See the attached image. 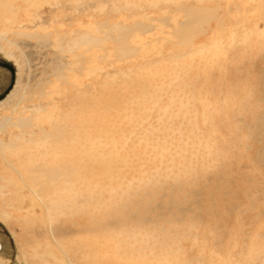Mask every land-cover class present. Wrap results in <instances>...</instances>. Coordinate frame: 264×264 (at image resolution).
Returning <instances> with one entry per match:
<instances>
[{
    "label": "rangeland",
    "instance_id": "374dc122",
    "mask_svg": "<svg viewBox=\"0 0 264 264\" xmlns=\"http://www.w3.org/2000/svg\"><path fill=\"white\" fill-rule=\"evenodd\" d=\"M34 1H12L13 15L0 14V62L14 70L8 95L17 83L26 104L15 111L43 109L34 131L69 134L46 141L47 151L82 149L95 127L88 138L107 149L95 158L108 166L101 176L110 208L84 204L98 180L86 157L74 187L81 196L64 204L66 214L39 206L27 213L31 201L14 208L10 194L0 196V264H98L92 256L113 264H264V0ZM181 5L212 14L182 43L174 35L185 21ZM105 19L145 25L126 38L125 55L97 31ZM75 30L101 37L82 61L85 47L68 50L57 38ZM10 82L0 67V94ZM12 108L0 107V118L15 116ZM6 129L0 141L22 135ZM4 152L0 173L17 160ZM105 233L112 253L77 248L82 239L102 245Z\"/></svg>",
    "mask_w": 264,
    "mask_h": 264
},
{
    "label": "bare ground",
    "instance_id": "6f19581e",
    "mask_svg": "<svg viewBox=\"0 0 264 264\" xmlns=\"http://www.w3.org/2000/svg\"><path fill=\"white\" fill-rule=\"evenodd\" d=\"M5 1L6 0H0V14H2L4 12H8L9 14L13 15L12 11L15 9V7L13 6V3L11 4V2L12 1L14 2L15 0H10V3H6L7 1L6 2ZM19 1L21 3H23L25 6H32L35 2L34 0H19ZM96 1L98 2V0H96ZM180 7L181 8H179V11L180 12L182 11L185 14L184 15L185 21L181 25L180 28L174 30L175 31L174 35H175V37H177L179 39V42L182 43V42H187L190 39L191 35L194 34V32H195L193 30L194 26L200 25V22H202L203 20L205 21V19H207L209 17V15H212V14L204 6L203 7L202 6L197 7V6H193V5H189V6H185V5L182 6L181 5ZM0 20H1V16H0ZM13 20H14L13 17H12V19H8V21L11 23L14 22ZM93 22H94V19L92 20V23ZM85 24H89V22H87ZM94 24L97 28V31H104L106 33V35L109 37L110 41L113 43V47L115 48V50L119 51L118 54L120 56L125 55V53H127V49L125 48L126 47V40H127L126 38L130 35V33L133 31H136V32L141 31L145 27L144 24L142 25L141 23H138V22H135L132 25H122L119 23H111L107 19H105V21H101V22L97 20V22H95ZM216 24L218 26L220 25L219 22H216ZM88 26H90V25H88ZM67 27H69V26H67ZM87 29H89V28H87ZM87 29H85V30H87ZM91 29H93V27ZM57 38H59L60 41L65 42L68 50H70L69 46H80V47L83 46V47H85L83 50L79 51V54L77 55L78 58L80 57L81 61L83 60V54L84 53H88L89 49L91 50L92 47L101 43V37L95 36L91 33H87V31L83 32V31H76L75 30L74 35H72L68 38L66 35L60 36V37L57 36ZM119 55H118V57H119ZM57 73H58V71H57ZM59 74H61V72ZM59 74L55 75L56 79L62 80ZM45 84L46 83H41L37 87L36 94L38 95L39 99L44 98L43 88L47 85V84L46 85ZM23 97L21 96L19 87L16 83V86L14 87V89L10 93V95H8L7 98H5V100H3L0 104V107H4V106H6V103L12 102V104H13L12 112L15 113V116H13V117L12 116H10V117H3L2 116L0 118V132L1 131L3 132L4 129H6L7 127H17V128L22 130V135L21 134L15 135V137L11 136V138L8 140V142L0 141V150H2V152L3 151L8 152V154L10 156H12L14 154L17 156V160L12 159V161L9 160V161L5 162L4 163L5 169L2 168V170H1V173H0V196H3L5 194H10L11 202H13L14 208H15V205L19 207L21 204L24 203L25 200L31 201V205L26 210L27 213H28V211L33 212V210L37 206H39L41 209H43L45 211V213H48L51 208H54V210H55V209H57V207H63V206H65L64 204L68 201L73 203V201H75L78 197L81 196V194H76V192L74 191V187L76 185H78V182L81 181V179H82V177L80 176V170H81V168H83L81 157H86L87 159H90V158L94 159V160L90 161L91 162L90 164H87V165L92 168L94 173H97L98 180L93 181V184L95 185V187L93 189H91V191H90V189L88 192L85 191L87 193L86 194L87 198L84 200V204L88 205L89 208H94V206H95V208L101 207V209H98V210H103V208L104 209L110 208L109 196L107 198V196H104V194H103L104 191L106 190L105 184L103 183V181H106V180H104L103 179L104 177L102 178V176H101V173L103 171L105 172L108 170V166L106 167L104 162L95 158V157H99V156L107 157L106 156L107 155V149L104 150L103 148H105V147H101V146L99 148L98 146H96V139H93L92 137L88 138V136H92L93 133L96 132V131H93V129L95 127L93 126L94 128L89 131L87 139L85 138L86 141H84V144H83L84 147H82V149L78 150V149L73 148V146H68V147L62 146L60 148L56 147L55 151H53V152H50V150L47 151V149L45 150V146H44V143L46 141L47 142L61 141V140H66V139L69 141V134H68V138H67V136H64L65 133L63 135L60 132L54 133V132L46 130L43 127H39L38 125H37L39 127L38 130L34 131V129H33V127H35L34 123H33V121L35 120L34 117H37L36 115H39L38 113L43 111V109L42 108L34 109V110L32 109L30 114L28 113V116L26 115V112L15 111V109H17L18 107L21 106L22 101L24 100ZM26 101H28V100H26ZM24 103H25V100H24ZM89 111H90V109H89ZM37 122H36V124H37ZM37 126H36V128H37ZM79 126H80V124H79ZM76 127H78V126H76ZM26 135H30V137H27ZM36 141L38 142V143H36V144H38L37 148L34 147V144H32L33 142H36ZM72 141L73 140L71 138L70 142L72 143ZM66 142L67 141H65V143ZM73 144H74V141H73ZM52 149H54V148H52ZM5 152H4V154H5ZM35 153H37V155H34ZM20 159H21V161L26 160L28 163V166L25 167L24 169H22L20 167L15 168L12 165V162L15 163L16 165H18L17 161ZM101 163H102V165H100ZM25 166H26V164H25ZM104 176H106L107 183H108V174H104ZM84 189H86V188H84ZM98 200H102V202H104V203L97 206L96 202H98ZM57 210H60L64 214L67 213L66 210L64 209V207L58 208ZM59 212H56V213H59ZM48 214H50V213H48ZM107 215L110 216V211L108 212ZM1 217L2 216H0V219L2 221L3 218H1ZM73 217H74V215H73ZM104 238H105V242L102 243V245H100V246H97V244L93 242L94 241L93 239L79 240V241H77L76 245H77L78 249H90L91 252H94V255H96V253H100L102 249H104V251L106 253H112V249H108L109 248L108 243L111 241V233H105ZM92 257L95 259V261L98 264H113L112 259H111V261L108 262L107 261L108 259L106 261L105 260L102 261L98 257L97 258L94 256H92ZM143 262L144 261H142L141 264H143ZM68 264H72V263L68 262Z\"/></svg>",
    "mask_w": 264,
    "mask_h": 264
},
{
    "label": "water",
    "instance_id": "95a60500",
    "mask_svg": "<svg viewBox=\"0 0 264 264\" xmlns=\"http://www.w3.org/2000/svg\"><path fill=\"white\" fill-rule=\"evenodd\" d=\"M0 67L6 68L11 73V82L10 86L6 89V91L2 94H0V101L6 98L10 90L12 89L13 83H14V70L12 66L9 63L6 62H0Z\"/></svg>",
    "mask_w": 264,
    "mask_h": 264
}]
</instances>
